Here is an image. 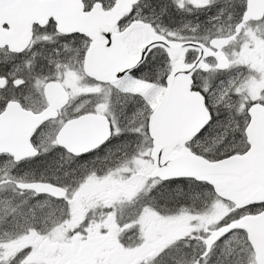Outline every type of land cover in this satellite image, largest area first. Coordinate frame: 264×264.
I'll return each instance as SVG.
<instances>
[{
    "label": "snow or ice",
    "instance_id": "snow-or-ice-1",
    "mask_svg": "<svg viewBox=\"0 0 264 264\" xmlns=\"http://www.w3.org/2000/svg\"><path fill=\"white\" fill-rule=\"evenodd\" d=\"M0 264H264V0H0Z\"/></svg>",
    "mask_w": 264,
    "mask_h": 264
}]
</instances>
